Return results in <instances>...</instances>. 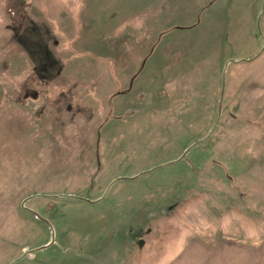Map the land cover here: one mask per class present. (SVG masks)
<instances>
[{"label": "rangeland", "instance_id": "374dc122", "mask_svg": "<svg viewBox=\"0 0 264 264\" xmlns=\"http://www.w3.org/2000/svg\"><path fill=\"white\" fill-rule=\"evenodd\" d=\"M166 1L163 23L161 0H0V264H167L264 230V0ZM191 20L194 61L161 42ZM162 55L174 84L136 113Z\"/></svg>", "mask_w": 264, "mask_h": 264}, {"label": "crops", "instance_id": "0c3cea01", "mask_svg": "<svg viewBox=\"0 0 264 264\" xmlns=\"http://www.w3.org/2000/svg\"><path fill=\"white\" fill-rule=\"evenodd\" d=\"M131 1L132 3L134 2V0ZM154 1L155 0H142L140 2V0H136L134 2L136 7L134 5L133 7L130 6V10L133 9V11L135 12L139 8V3H142L140 7H142L143 9L146 8L147 10H156L159 7L158 18H161L162 22L164 23V21L169 16L167 14V8L170 9V6L168 5L169 3H167L166 0H161L163 2L160 6L152 7L150 3H153ZM179 12L180 9L177 10L175 19L180 16ZM189 22L191 23L188 24ZM189 22H186L187 25L184 26V34H176V37H172L169 39L163 37L161 42L162 44L171 45L172 51H175L177 53L182 52L184 57L190 55L191 53V58L189 59H192L194 61L195 59H197V57H199V50L196 47V43L198 41L196 35L197 32H200L201 30L199 29V22L197 20H191ZM135 33L137 34V30L135 31ZM166 34L167 33L164 32L163 36H165ZM187 36L189 39H187ZM130 38L133 39L132 33H130ZM188 40H190L192 47H190V43ZM167 56L163 57L162 55V58L157 60V64L156 60H154L153 62H149L151 59L146 60V64H144V66L146 67V75L141 77L139 73H136L132 78L133 83H131L129 95L131 96L132 103L134 99L137 98V103L139 104V109L135 110L134 112L138 113L139 111H141L145 104H154L157 101L162 102V100H164V92L166 91V88L169 90V87L174 84L172 83L173 81H169L168 86L167 84H165V82H167L174 76H166L165 70L168 66L167 62L171 60ZM225 62L226 60L223 61V67L225 66ZM159 72H161L162 78L159 77ZM137 79V82H142L135 84V81ZM216 80L217 81L214 82V88H216L219 84L220 75L218 76V78H216ZM162 82L163 84L160 85L159 83ZM156 85H158L159 87H156ZM154 87L155 90H152ZM153 91H160L161 97L155 98L153 95ZM175 95L176 93L171 92L169 96ZM180 97L181 96L176 95L173 99H179ZM251 201L254 203L257 202L258 204L264 206V193L262 194L260 192H257V194L250 195L247 198L245 197V202L250 203ZM167 261H169L167 264H264V230L260 231V234L258 236H254L251 239L227 236L215 238L211 236L200 235L189 238L188 240L183 239L180 240L179 248L168 258Z\"/></svg>", "mask_w": 264, "mask_h": 264}]
</instances>
